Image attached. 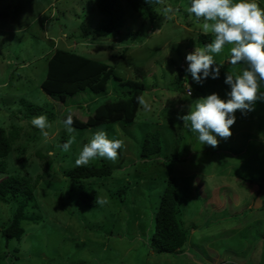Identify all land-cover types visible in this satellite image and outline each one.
<instances>
[{"label": "rangeland", "instance_id": "1", "mask_svg": "<svg viewBox=\"0 0 264 264\" xmlns=\"http://www.w3.org/2000/svg\"><path fill=\"white\" fill-rule=\"evenodd\" d=\"M118 1L125 10L123 26L101 39L96 31L108 19L97 11L100 0H0V129L20 134L6 159L8 174L41 177L35 202L26 211L37 221L25 222V236L9 244L13 263L264 264V203L253 209L264 185V98L258 101L261 108L253 104L250 111H236L231 137H218L215 148L201 144L178 116L186 115L202 97L221 93L226 98L231 90L228 85L214 90L212 79L198 85L190 75L183 85L185 94L174 90L180 73L187 74L185 56L198 47L204 33L203 19L188 14L190 0H165L156 10V21L144 23L125 0ZM256 2L264 8V0ZM232 46L225 45L215 56L221 68L230 65ZM57 49L107 63L123 80L143 81L147 92L135 123L67 132L57 102L41 90L48 59ZM116 89L124 90L119 85ZM112 94L110 87L108 95ZM23 99L40 108L30 119L23 117L30 113ZM39 115L52 124L48 138L31 125ZM98 129L122 140L124 147L117 160L97 158L86 166L108 165L113 176L70 181L64 174L76 167L80 150ZM153 131L160 132L163 149L143 162V139ZM70 139L71 148L64 152L60 146ZM5 178L0 175V182ZM170 178L176 182L184 226L191 228L187 248L199 261L192 253L158 256L145 244L154 233L155 215ZM122 188L126 193L121 203ZM83 191L95 195L96 207L70 197ZM67 201L74 215L63 206ZM12 207L0 201V252L5 251L2 233ZM103 226L105 234L113 230L116 236L106 240L100 232Z\"/></svg>", "mask_w": 264, "mask_h": 264}, {"label": "trees", "instance_id": "2", "mask_svg": "<svg viewBox=\"0 0 264 264\" xmlns=\"http://www.w3.org/2000/svg\"><path fill=\"white\" fill-rule=\"evenodd\" d=\"M60 1V0H56ZM165 0H125L127 5L144 21V23H154L156 21V10ZM97 11L106 16L108 24L96 31L98 37L105 38L112 35L114 31L119 30L124 23L125 10L118 0H100L97 5ZM44 12V11H43ZM84 35L87 36L85 24L81 26ZM212 34H201L198 37V47H204L212 42ZM246 67L243 63L236 65L230 64L228 67L221 68V80L210 83L214 90L219 88L226 89L224 83L225 74L238 73ZM186 75L180 73L174 90L181 95L185 94L186 88L183 86L187 81ZM189 76V75H188ZM124 88L118 92L116 87ZM113 88L112 96L108 95V89ZM171 89L167 87V90ZM41 90L53 102H57L60 108L58 116L64 120L67 116L73 117V127L76 130L97 129L106 125L122 122L125 124L135 123L137 116L142 108V102L147 92L146 84L139 80H123L115 75V70L101 61H96L69 50L57 49L48 59L46 79L41 84ZM259 96L253 103L256 108H261L258 101L264 98V82H261ZM223 96L221 93L219 94ZM21 103L28 108L29 114L24 115L25 119H30L32 111L40 110L38 106L23 99ZM84 103H88L84 106ZM20 139V134L13 129L6 132L0 129V175H7V178L0 182V201L6 205H12V215L8 224L4 227L2 239L5 244V251L0 252V264H14L10 252L9 244L11 241H20L25 236L23 224L27 221H37L30 217L26 211L29 206L35 202L37 187L41 177L35 180L26 176L8 174V164L6 159L15 151L14 145ZM163 141L160 132L153 131L145 135L140 150V158L146 162L149 158L158 156L162 152ZM176 160V159H175ZM177 159L176 161H181ZM171 161V160H170ZM51 163H46V168H50ZM114 170L105 164L97 166H76L66 172L64 175L72 182L90 181L95 179H107L113 176ZM241 181L251 182L247 178L237 176ZM262 186V185H261ZM264 185L260 193H263ZM120 201L124 202L123 195L126 188L119 190ZM263 195V194H262ZM72 199L79 204L89 208L97 206V201L93 193L81 192L78 195H71ZM15 203V204H14ZM17 204V205H16ZM179 198L176 182L170 178L166 189L161 196V203L155 215V230L146 239L145 244L150 252L155 255H173L178 257L187 253L196 252L188 247L190 239V229L184 226L182 215L178 208ZM63 206L71 215H74L69 206V202H63ZM254 209V208H253ZM252 209V211H253ZM247 214V213H245ZM93 231L96 227L93 226ZM101 228H99L100 230ZM107 231L102 227V232L106 240L115 237V232L105 234ZM115 235V236H114ZM182 253V251H184Z\"/></svg>", "mask_w": 264, "mask_h": 264}, {"label": "clouds", "instance_id": "3", "mask_svg": "<svg viewBox=\"0 0 264 264\" xmlns=\"http://www.w3.org/2000/svg\"><path fill=\"white\" fill-rule=\"evenodd\" d=\"M186 11L197 20L203 19L202 31L205 34H214L212 42L204 47H196L185 56L188 65L186 73L193 82L203 86L209 79L220 78L223 64L218 63L215 56L222 52L225 45H233L228 61L230 64L239 62L246 65L238 74H225L224 83L231 89L226 98L212 93L196 100L186 115L178 116L184 122V127L197 135L201 144L215 148L220 143L218 137L226 139L232 136L236 111L252 110V102L257 99L261 82H264V8L256 0H190ZM188 95H192L191 87ZM62 123L67 132L75 131L71 115ZM31 125L40 130L42 137H49L48 130L52 124L46 115L33 117ZM71 145L70 139L60 147L68 152ZM123 147L122 140L109 138L106 131L98 129L83 145L75 164L78 167L86 166L97 158L115 161ZM259 196L264 203L262 193Z\"/></svg>", "mask_w": 264, "mask_h": 264}, {"label": "water", "instance_id": "4", "mask_svg": "<svg viewBox=\"0 0 264 264\" xmlns=\"http://www.w3.org/2000/svg\"><path fill=\"white\" fill-rule=\"evenodd\" d=\"M262 200H261V196H259L258 198H257V200H256V203H255V205H254V209L255 210H257V209H259L261 206H262Z\"/></svg>", "mask_w": 264, "mask_h": 264}]
</instances>
